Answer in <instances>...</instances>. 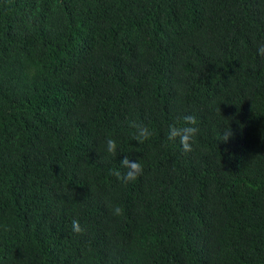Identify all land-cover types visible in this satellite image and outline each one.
Returning <instances> with one entry per match:
<instances>
[{
    "label": "trees",
    "instance_id": "1",
    "mask_svg": "<svg viewBox=\"0 0 264 264\" xmlns=\"http://www.w3.org/2000/svg\"><path fill=\"white\" fill-rule=\"evenodd\" d=\"M262 44L264 0H0V264H264Z\"/></svg>",
    "mask_w": 264,
    "mask_h": 264
},
{
    "label": "clouds",
    "instance_id": "2",
    "mask_svg": "<svg viewBox=\"0 0 264 264\" xmlns=\"http://www.w3.org/2000/svg\"><path fill=\"white\" fill-rule=\"evenodd\" d=\"M257 53L259 56L264 57V44H262L258 49ZM184 126L177 127L175 123L169 125L167 138L170 141L175 142L179 140L181 146L185 151L192 150V144L194 143L195 137L199 133L198 121L195 116H185L183 118ZM132 127L136 129L134 134V139L138 143H143L145 140L149 139L151 132L145 125H138L133 123ZM233 135L231 128L224 133L223 141H228ZM107 152L115 154L117 151V142L113 138H107L106 140ZM121 168L125 169L122 173L120 170H111L112 175H115L118 179L125 182H130L136 180L140 175L143 174V165L139 160L133 162L128 156H125L121 161ZM112 212L116 216L123 214V209L116 206L112 209ZM73 231L82 234L85 229L81 227L80 222L76 219L72 221Z\"/></svg>",
    "mask_w": 264,
    "mask_h": 264
}]
</instances>
